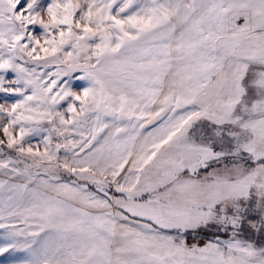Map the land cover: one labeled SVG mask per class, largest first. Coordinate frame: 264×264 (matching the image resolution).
<instances>
[{"label": "snow or ice", "instance_id": "6c2138e0", "mask_svg": "<svg viewBox=\"0 0 264 264\" xmlns=\"http://www.w3.org/2000/svg\"><path fill=\"white\" fill-rule=\"evenodd\" d=\"M0 264H264V0H0Z\"/></svg>", "mask_w": 264, "mask_h": 264}, {"label": "rangeland", "instance_id": "374dc122", "mask_svg": "<svg viewBox=\"0 0 264 264\" xmlns=\"http://www.w3.org/2000/svg\"><path fill=\"white\" fill-rule=\"evenodd\" d=\"M0 239H2V238H0ZM7 259H9L8 256L0 257V262L6 261Z\"/></svg>", "mask_w": 264, "mask_h": 264}]
</instances>
